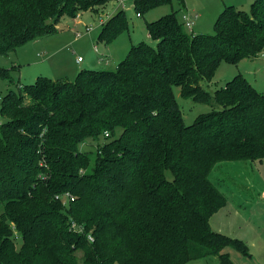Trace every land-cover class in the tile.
<instances>
[{
	"label": "trees",
	"instance_id": "1",
	"mask_svg": "<svg viewBox=\"0 0 264 264\" xmlns=\"http://www.w3.org/2000/svg\"><path fill=\"white\" fill-rule=\"evenodd\" d=\"M112 1L0 0V55ZM165 1L135 8L143 16ZM103 25L99 40L109 44L128 28L125 11ZM147 25L156 45H133L116 70L82 69L73 82L38 76L3 98L0 264H80L79 251L82 264L250 255L245 241L211 226L229 203L211 174L223 162H264V94L243 75L214 93L202 82L223 62L264 53V0L251 15L227 6L213 36L186 33L175 13ZM176 87L213 110L186 125ZM101 138L96 153L81 150Z\"/></svg>",
	"mask_w": 264,
	"mask_h": 264
},
{
	"label": "rangeland",
	"instance_id": "2",
	"mask_svg": "<svg viewBox=\"0 0 264 264\" xmlns=\"http://www.w3.org/2000/svg\"><path fill=\"white\" fill-rule=\"evenodd\" d=\"M256 0H167L147 11H142L143 16H138V10L135 8V0H129L125 9H123L118 0H114L104 6H99L89 11H84L78 18L64 16L58 24V31L33 40L8 55H0V72L3 69H10L11 78H4L0 75V115L3 98L11 91L24 93L26 86L35 83L38 76L51 77L54 80L75 81L79 73L80 65L77 60H85L83 64L90 70H109L114 71L119 64L124 61L132 46L141 41H148L152 45L156 42L149 36L147 23L158 21L163 17L175 13L178 21L183 25V14L186 12L196 13L194 32L188 29L185 24L183 29L188 34L215 35L216 23L227 6L235 5L237 9L252 14V6ZM96 10V11H95ZM125 11V18L128 28L122 30L117 38L106 44L99 40L103 30V21L106 23L112 16L118 12ZM78 34H81L79 37ZM12 69V67H14ZM19 66V68H17ZM238 75H243L260 93L264 94V53L255 59L242 58L237 64L223 62L215 77L210 81L202 82V86L207 91L214 93L223 88L227 82ZM175 95L183 113L186 125H192L196 119L209 113L213 108L209 105L197 103L190 98L182 97L179 87L175 88ZM3 118L0 119L2 122ZM120 136V131L116 137ZM106 143L105 138L99 142L88 140L81 145L83 152L96 153L100 145ZM243 164L239 167H231V163ZM246 170L243 172V168ZM255 167L258 168L261 175H264V162L240 160L219 163L211 174L217 184V187L223 192L228 201L231 197L232 184H236L233 176H238L244 180L245 177L255 173ZM222 174V182H217L216 171ZM222 170H225L222 172ZM171 178V174H168ZM215 178V179H214ZM219 178V177H218ZM227 185L231 187L228 191ZM245 191V188L242 186ZM240 190V191H243ZM264 207V205H263ZM228 209L227 212H229ZM256 225L258 233L264 236V211L255 209L251 224ZM216 223L212 227L216 229ZM261 227V228H260ZM214 229V228H213ZM227 235V234H226ZM258 241L257 247L252 246L250 255L245 256L240 251L230 248L228 252L234 264H264V238ZM252 245V240H249ZM20 242H18V247ZM79 263H83V252L77 253ZM190 264H221L218 258L202 259Z\"/></svg>",
	"mask_w": 264,
	"mask_h": 264
},
{
	"label": "crops",
	"instance_id": "3",
	"mask_svg": "<svg viewBox=\"0 0 264 264\" xmlns=\"http://www.w3.org/2000/svg\"><path fill=\"white\" fill-rule=\"evenodd\" d=\"M77 63L80 65L79 72L82 69H86L83 65L85 60L82 62L77 60ZM230 166H237L239 167L238 169H241L243 164L236 162L231 163ZM242 170L244 172L246 167ZM224 171L225 170H222V172ZM219 173V170H217L216 177L219 179L217 182L220 181V184L224 185V182H222V174L220 175ZM233 178L238 182H236V184H234V182L231 183L232 191L231 187L227 185L228 191H231L232 194L229 203L225 208L213 216L211 225L212 223H216V229L212 227L215 231L245 241L251 250L252 246L257 247L258 241H263L262 238H264V236H261L257 229H255L256 225H253V223L251 224L253 211L255 209H262L264 211V175H261L258 168L255 167V173L245 177L244 180L239 179L238 176H233ZM213 182L215 183L214 180ZM242 186L245 188V191L242 189ZM228 209H230L229 212H227ZM249 240H252V245L249 244Z\"/></svg>",
	"mask_w": 264,
	"mask_h": 264
},
{
	"label": "built area",
	"instance_id": "4",
	"mask_svg": "<svg viewBox=\"0 0 264 264\" xmlns=\"http://www.w3.org/2000/svg\"><path fill=\"white\" fill-rule=\"evenodd\" d=\"M118 1H119L120 5H121V7H122L123 9L126 8L128 2H129V0H118ZM138 16L140 17L141 15L138 13ZM197 17H198V15H197L196 13H192V12H186V13L183 14V17H182V18H183V22H184L185 26H186L188 29L192 30V32H193V30H194L195 19H196ZM101 23L104 24L103 21H101ZM78 36L80 37L81 34H78ZM78 61H79V62H82L83 59H82V58H79Z\"/></svg>",
	"mask_w": 264,
	"mask_h": 264
}]
</instances>
